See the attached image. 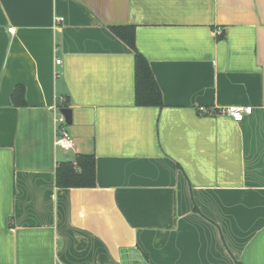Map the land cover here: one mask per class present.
Instances as JSON below:
<instances>
[{
	"label": "crops",
	"instance_id": "crops-1",
	"mask_svg": "<svg viewBox=\"0 0 264 264\" xmlns=\"http://www.w3.org/2000/svg\"><path fill=\"white\" fill-rule=\"evenodd\" d=\"M0 264H264V0H0Z\"/></svg>",
	"mask_w": 264,
	"mask_h": 264
},
{
	"label": "trees",
	"instance_id": "trees-1",
	"mask_svg": "<svg viewBox=\"0 0 264 264\" xmlns=\"http://www.w3.org/2000/svg\"><path fill=\"white\" fill-rule=\"evenodd\" d=\"M113 32L135 52L136 104L161 105V92L157 86L149 64L135 45V31L131 25L113 26ZM69 108L68 100L62 105ZM76 162L60 163L56 169V184L59 187H92L96 184L94 155L80 154Z\"/></svg>",
	"mask_w": 264,
	"mask_h": 264
},
{
	"label": "built area",
	"instance_id": "built-area-1",
	"mask_svg": "<svg viewBox=\"0 0 264 264\" xmlns=\"http://www.w3.org/2000/svg\"><path fill=\"white\" fill-rule=\"evenodd\" d=\"M10 32H14L13 28L9 29ZM57 63H60V60H57ZM253 106L243 105V104H232L223 109V112L231 117L235 122H241L245 119L246 116L253 113ZM199 110L201 112L205 111L204 106H200ZM58 128H57V138L56 144L65 149H71L74 147V139L66 129L67 121L62 112L59 113L57 117Z\"/></svg>",
	"mask_w": 264,
	"mask_h": 264
},
{
	"label": "water",
	"instance_id": "water-1",
	"mask_svg": "<svg viewBox=\"0 0 264 264\" xmlns=\"http://www.w3.org/2000/svg\"><path fill=\"white\" fill-rule=\"evenodd\" d=\"M61 112L65 116L67 123L71 124L72 123V110H71V108H63L61 110Z\"/></svg>",
	"mask_w": 264,
	"mask_h": 264
}]
</instances>
